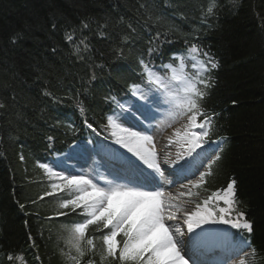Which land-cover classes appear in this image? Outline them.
Instances as JSON below:
<instances>
[{
	"label": "trees",
	"instance_id": "obj_1",
	"mask_svg": "<svg viewBox=\"0 0 264 264\" xmlns=\"http://www.w3.org/2000/svg\"><path fill=\"white\" fill-rule=\"evenodd\" d=\"M209 2L0 0V264H72L67 227L80 217L48 219L70 193L40 200L51 181L39 164L85 121L106 128L108 97L139 81L140 58L167 63L193 43L219 64L202 101L211 138H224L208 186L236 181L264 260V0H215L211 14Z\"/></svg>",
	"mask_w": 264,
	"mask_h": 264
},
{
	"label": "snow or ice",
	"instance_id": "obj_2",
	"mask_svg": "<svg viewBox=\"0 0 264 264\" xmlns=\"http://www.w3.org/2000/svg\"><path fill=\"white\" fill-rule=\"evenodd\" d=\"M215 6V0H210L207 13L211 14ZM17 38L14 35L11 42L16 43ZM66 38L73 39L70 34ZM157 50L149 47L147 57ZM187 51L192 55L194 75L185 72L182 57L179 69L172 64L164 66L170 69V77L158 75L151 59H139V80L149 86L151 95L140 94L142 102L134 110H124L120 105L121 113L108 117L110 136L120 146L108 152L111 158L120 161V167L109 168L107 174L99 175L68 168L65 161L87 152L83 147L74 148L54 165L39 164L51 181L50 190L40 200L65 191L70 193L48 219L68 218L72 214L80 217L67 227V242L76 253L68 255L72 264H95L97 245L95 236L90 234L93 232L100 233L99 254L103 264H205L196 257L205 242L224 245L233 235L231 229L252 233L253 225L240 206L234 179L200 199V190H208V177L223 152L224 138H211L214 114L202 103L210 87L206 74L219 64L195 43ZM197 55L203 59L197 60ZM140 87L136 82L128 86L133 95L140 92ZM161 109L168 116L160 121V127L172 129L163 154L157 150L152 134L155 131L152 121L157 120ZM80 110L83 112V108ZM119 119L123 123H118ZM85 123L96 131L91 123ZM177 123L180 126L174 127ZM173 145L178 146L174 158L168 150ZM99 147L103 149V145ZM185 180L187 183L182 182ZM177 185L176 191L170 190ZM186 234H191L187 241L183 239ZM227 251L230 254L213 264H230L246 252L255 255L256 249L241 235L235 249L229 245ZM8 259H13L11 254Z\"/></svg>",
	"mask_w": 264,
	"mask_h": 264
},
{
	"label": "rangeland",
	"instance_id": "obj_3",
	"mask_svg": "<svg viewBox=\"0 0 264 264\" xmlns=\"http://www.w3.org/2000/svg\"><path fill=\"white\" fill-rule=\"evenodd\" d=\"M180 58L182 57V58H192V55H190L189 53H188V51H187V53L185 54V55H180L179 56ZM180 63H181V60L179 61V64H178V66L176 67L177 69H179V66H180ZM183 63H184V66H185V70H186V68H187V65H186V59H185V61H184V59H183ZM167 76H171L170 74H167ZM140 91H143L142 89H140ZM139 95L140 94H138V98H137V100H135L134 102L135 103H133L132 105H127V104H125V109H129V108H131V109H133L134 110V108H135V106L138 104V103H141L142 101H139ZM162 118H164V115L163 114H160V115H158V118H157V120H155V121H152V123H153V125H154V127H156V126H158V124L160 123V121L162 120ZM118 122H122L123 123V121H122V119H119L118 120ZM181 123H182V121H181ZM175 125H179L180 126V124L179 123H177V124H175ZM174 125V126H175ZM129 125H127V127H128ZM167 128H164V130H166ZM134 130H136V129H134ZM156 145H157V148H159V147H165V145H164V143H161V142H158V141H156ZM121 151H122V149H121ZM86 155V154H85ZM84 158H86V156H84V154H82V159H84ZM65 159V158H64ZM80 159V158H79ZM79 159H75L74 160V162L75 163H80L79 162ZM84 162V161H83ZM65 163H66V166L69 168L70 166H72V164H73V160L72 159H67L66 161H65ZM52 165H54V164H52ZM75 164H73V170L74 171H76V172H79V169H81V167L80 168H78V170H76L77 168H75V166H74ZM77 167V166H76ZM75 168V169H74ZM83 169V168H82ZM57 170H59V169H57ZM98 170H101L100 168H98ZM90 172L91 173H95L96 172V169L95 168H91L90 169ZM183 183H187V181L186 182H183ZM185 237H183V239H184ZM185 240V239H184Z\"/></svg>",
	"mask_w": 264,
	"mask_h": 264
},
{
	"label": "bare ground",
	"instance_id": "obj_4",
	"mask_svg": "<svg viewBox=\"0 0 264 264\" xmlns=\"http://www.w3.org/2000/svg\"><path fill=\"white\" fill-rule=\"evenodd\" d=\"M118 123H122V122H118ZM123 126L127 127V124H124ZM122 151H123V150H122ZM69 155H70V152H68V154H67L66 156H69ZM79 158H80V159H79ZM75 159H79V162H80V163H76V165H77V166H81V163L84 161V159H82V155L77 154V157H75V158H74V156H73V161H74ZM117 162H118V164H120V161L117 160Z\"/></svg>",
	"mask_w": 264,
	"mask_h": 264
}]
</instances>
